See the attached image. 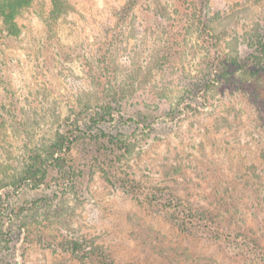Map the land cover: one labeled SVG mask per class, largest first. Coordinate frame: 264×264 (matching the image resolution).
<instances>
[{
	"label": "rangeland",
	"instance_id": "obj_1",
	"mask_svg": "<svg viewBox=\"0 0 264 264\" xmlns=\"http://www.w3.org/2000/svg\"><path fill=\"white\" fill-rule=\"evenodd\" d=\"M126 2L33 0L0 15V217L18 193L15 264H264V71L237 70L185 107L208 55L253 51L264 0H136L121 22ZM107 88L127 113L157 116L153 130L118 118L78 137L73 181L48 188L49 146ZM111 139L124 148L106 153ZM30 149L37 186L24 183Z\"/></svg>",
	"mask_w": 264,
	"mask_h": 264
},
{
	"label": "trees",
	"instance_id": "obj_2",
	"mask_svg": "<svg viewBox=\"0 0 264 264\" xmlns=\"http://www.w3.org/2000/svg\"><path fill=\"white\" fill-rule=\"evenodd\" d=\"M57 1L58 0H52L53 5L56 4ZM32 2L33 0H0V15L14 18L22 14ZM135 5L136 0H127L121 13V22L127 19ZM251 46L254 49L247 54L208 55V57L205 58V61L208 60L205 66L207 68L206 72L200 79L193 80L189 84L188 89L185 90L187 94L185 98V107L195 108L194 104H196V100L202 92L204 93L212 89L216 83L230 79L237 70L242 73L253 72L255 70L264 71V31L260 39L251 44ZM104 58H107L106 52L103 53V59ZM105 69L108 70L107 67H105ZM105 93L104 103L94 105L93 107H86L70 116L65 124L64 132L60 134L54 144L49 146L48 152L52 157V161L50 163V169L48 170H50L52 179L48 181V188L66 191L65 186L73 181L72 154L75 149V142L79 140L78 137H84V135H86L93 138L96 136L94 134L96 129H98V131L100 129L103 130L104 126L113 123L118 118H120L126 126L137 124L138 127H143V130H153L156 118H158L157 116L152 117V114L150 115L140 110L135 111L133 114L127 113L125 107H123L122 100L117 97L119 96V91L116 90L113 93L107 88V92L105 91ZM169 114H172V112L169 111L166 115ZM104 135L110 137L108 133H104ZM89 141L93 140L90 138ZM111 142L113 144L111 147L104 145V147L107 146L105 147L106 153H112L114 150L117 151L118 149L122 150L124 148V145H116L117 141L115 139H111ZM85 147L88 148V151H97L95 145H85ZM27 162L24 183H26L27 186L30 184L37 186L43 183L45 179L41 154L34 149H30ZM122 181L123 186H128L126 180ZM130 190L133 191L134 189L130 187ZM17 194L18 193L13 195L12 192H7L3 199L5 201L10 198L6 207L8 212L3 215L5 217L8 216L9 220L7 221L0 217V264H15L17 261L16 240L20 237H17L15 234L16 228L14 222H16V219L14 218L16 213L12 203ZM156 196L157 194L154 193L152 199L156 198ZM176 206L177 211L182 214L183 220L193 222L197 213L191 207H188L183 201ZM20 231L18 233H21ZM71 248L76 252L81 250L82 246L78 242H73Z\"/></svg>",
	"mask_w": 264,
	"mask_h": 264
}]
</instances>
